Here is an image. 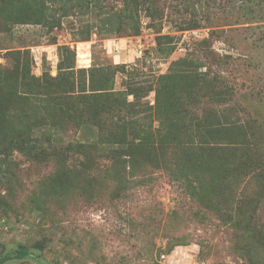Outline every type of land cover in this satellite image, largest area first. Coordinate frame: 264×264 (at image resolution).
<instances>
[{"label":"rangeland","instance_id":"obj_1","mask_svg":"<svg viewBox=\"0 0 264 264\" xmlns=\"http://www.w3.org/2000/svg\"><path fill=\"white\" fill-rule=\"evenodd\" d=\"M158 4L154 18L138 10L137 32L130 23L121 31L117 24L100 30L102 23L89 12L64 16L51 10L37 19L11 6L0 9V79L14 74L16 59L9 51L24 50L37 76L86 93L102 84L125 93L154 84L171 62L192 56L201 63L199 85L215 84L226 93V116L243 119L245 151L264 160V9L259 18L241 19L243 0ZM108 5L106 10L121 6ZM260 7L264 0L254 6ZM153 98L150 90L141 101ZM58 109L38 95L0 89V128L10 133L0 150V255L19 243L42 242L36 250L41 264H264V249L225 224L243 178L213 184L220 164L234 161L231 152L220 156L212 141L196 145L184 134L164 142L155 138L147 146L125 134L124 144L134 141L137 161L108 171L98 163L120 144L102 142L96 127L77 129L67 119L63 127ZM152 123L155 129L167 126L157 119ZM167 129L175 135L174 126ZM11 137L22 144L11 145ZM56 139L90 144L91 166L64 175L45 156L31 160V153ZM192 166L204 170L202 180L193 176L194 187L181 170ZM4 264L39 263L26 257Z\"/></svg>","mask_w":264,"mask_h":264},{"label":"trees","instance_id":"obj_2","mask_svg":"<svg viewBox=\"0 0 264 264\" xmlns=\"http://www.w3.org/2000/svg\"><path fill=\"white\" fill-rule=\"evenodd\" d=\"M117 2L121 5L119 8L113 10L110 6L108 10L105 9L108 4ZM261 2L263 0H243L245 5H241L239 9L246 10L240 11L238 17L247 18L246 16L251 14L255 18L258 17L264 8L260 7L257 10L254 6ZM9 6L20 13L31 14L37 19L51 10L60 11L64 16L71 15L76 10L82 14L89 12L94 20H97V24L102 23L103 27L100 30H111L113 24H117V30L121 31L127 29V24L130 23L134 32L138 31V10L144 9L147 16L154 18L159 12L158 8L160 9L158 0H0V9L7 10ZM106 25L111 27L107 28ZM194 26L196 25H192ZM3 28L0 24V30ZM8 54L16 59L12 67L14 74H8L0 79V89L38 95L40 99H46L59 108L56 119L58 123H63V127L67 123L65 119L72 121V126L77 129L85 126L96 127L102 142L119 143L121 147L118 150L107 153L103 157V164L98 163V166L102 165L105 170L112 171L126 165L130 167L136 163L137 155L132 151L134 141L130 139L124 144L125 134L141 143L146 142V146L154 144L155 138L164 142L184 134L192 144L203 145L212 141L215 147H219L220 156L231 152L235 156L234 161L223 168V164H220V168L215 171L218 175L213 181L215 184L234 176H237L236 179L243 178L242 188L235 200V208L226 214L225 224L234 226H231L232 232L235 233L236 230L237 237L244 236L243 239L264 249V160L258 158L253 160L245 151L243 119L237 117L230 119L226 116L229 108L226 107L225 101L222 102L226 93L216 90L215 84L199 85L201 73L197 69L201 66L200 62L192 56L176 59L171 62L167 72L154 77V84L134 87L129 92L113 91L112 87L102 84L98 88H90L89 93H86V89L73 90L60 79L49 75L33 74L29 68L32 59L27 56L28 51L10 50ZM20 58H23V61ZM24 68L26 69L23 71ZM87 73L91 80L92 71ZM211 80L218 81L215 76ZM221 86L227 89L224 85ZM150 90L154 92L153 103L148 100L141 101ZM179 91L183 94L180 95ZM127 94L132 95V100H128ZM183 99H186V102ZM208 99L212 101V105ZM216 104L222 105L221 111ZM155 119L160 123L166 122L167 126H174L175 135L168 131L167 126L155 129L152 123ZM187 130L195 131V136L190 137ZM7 134L10 136L9 132L0 128V150L8 141ZM9 141L11 145L13 142L17 147L22 144L19 139L12 137ZM91 148L92 146L85 142L77 140L64 142L56 139L45 148H41L37 154L35 151L33 152L35 155L31 153L30 158L35 160L41 155L45 156L65 175L66 172L91 166L92 151H89ZM243 153L244 159L241 160ZM181 170L186 178L189 176L188 186L194 187L192 180L194 175L199 174L197 178L203 179L204 170L200 167L192 166L190 169ZM41 247L42 242H37L34 246L19 243L11 252L0 255V264L26 257L41 264L36 253Z\"/></svg>","mask_w":264,"mask_h":264}]
</instances>
